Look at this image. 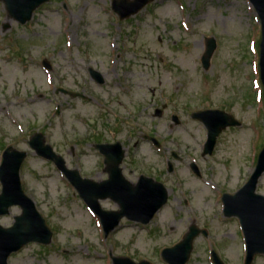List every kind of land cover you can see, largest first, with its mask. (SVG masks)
Wrapping results in <instances>:
<instances>
[{
	"label": "rangeland",
	"instance_id": "374dc122",
	"mask_svg": "<svg viewBox=\"0 0 264 264\" xmlns=\"http://www.w3.org/2000/svg\"><path fill=\"white\" fill-rule=\"evenodd\" d=\"M111 1L50 0L23 25L0 2V162L8 146L27 153L22 189L52 231L49 245L30 243L10 255L8 264H111L110 255L166 264L161 250L177 243L191 224L207 235L194 240L186 264H212L210 250L223 264H244L240 224L224 217L221 198L248 180L264 145L261 32L254 8L248 0H157L119 20ZM207 37L216 49L205 71L200 58ZM89 68L103 75L102 85L91 79ZM163 104L162 116L154 117ZM204 109L223 110L241 125L223 131L213 154L203 157L206 129L190 114ZM171 115L180 125H173ZM36 132L69 169L96 181L107 174L93 144L121 142L124 176L162 182L167 203L147 225L123 219L105 238L63 173L30 149ZM143 135L156 137L161 148ZM172 151L180 161L171 158ZM256 192L264 195V174ZM99 204L118 209L109 199ZM19 214V207L10 208L0 225L11 226ZM251 264H264V256Z\"/></svg>",
	"mask_w": 264,
	"mask_h": 264
},
{
	"label": "water",
	"instance_id": "95a60500",
	"mask_svg": "<svg viewBox=\"0 0 264 264\" xmlns=\"http://www.w3.org/2000/svg\"><path fill=\"white\" fill-rule=\"evenodd\" d=\"M11 18L25 23L33 11L41 4L49 0H0ZM155 0H112V9L120 19L129 17L147 4ZM261 19L262 38L260 43V77L264 88V0H250ZM215 50L214 40H206V49L201 57V63L205 70L210 66V59ZM48 67V64L44 62ZM92 78L103 83L100 73L90 70ZM76 96V94H73ZM157 115L160 112L157 111ZM199 119L208 129V140L205 145V153H211L216 137L228 126L239 125L233 116L219 110L199 111L192 114ZM173 120L177 124L176 117ZM29 146L36 154L52 160L55 165L64 172L68 180L78 191L80 197L99 216L107 235L119 223L122 217L129 220L147 224L154 214L166 203L167 191L160 183L150 178L141 176L137 184L132 185L126 181L121 169L118 167L124 156V150L120 143L112 145H97L96 147L105 156L106 171L109 179L102 182H93L81 179L78 171L68 170L61 156L56 155L49 145L45 144L42 134L36 133L29 140ZM26 153L8 147L3 153L0 166V216L9 213L11 206H19L21 214L14 217L11 227L0 226V264H7L9 255L18 251L29 242L49 244L52 233L46 226L44 219L36 210L34 202L27 197L21 187L19 170ZM264 173V147L261 150L256 168L246 185L235 195H225L223 198L225 214L237 216L240 219L247 247L245 264H250L254 255L264 254V196L255 194L259 177ZM110 198L115 201L120 210L103 211L98 200ZM199 231L190 227L183 239L173 247L161 252L162 259L168 264H185L192 250V242ZM214 264H222L216 254H213ZM112 264H150L142 260L134 262L128 257H112Z\"/></svg>",
	"mask_w": 264,
	"mask_h": 264
},
{
	"label": "flooded vegetation",
	"instance_id": "af4514ba",
	"mask_svg": "<svg viewBox=\"0 0 264 264\" xmlns=\"http://www.w3.org/2000/svg\"><path fill=\"white\" fill-rule=\"evenodd\" d=\"M99 143H109V142H107V141H99ZM160 145H161V142H160ZM162 146V145H161ZM204 157V156H203ZM122 171H123V167H122Z\"/></svg>",
	"mask_w": 264,
	"mask_h": 264
},
{
	"label": "bare ground",
	"instance_id": "6f19581e",
	"mask_svg": "<svg viewBox=\"0 0 264 264\" xmlns=\"http://www.w3.org/2000/svg\"><path fill=\"white\" fill-rule=\"evenodd\" d=\"M206 189V188H205Z\"/></svg>",
	"mask_w": 264,
	"mask_h": 264
}]
</instances>
